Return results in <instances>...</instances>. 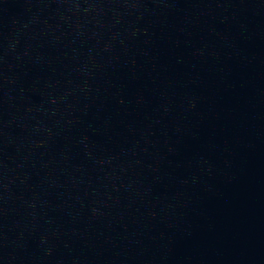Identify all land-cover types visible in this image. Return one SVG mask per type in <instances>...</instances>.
Here are the masks:
<instances>
[{"label":"water","instance_id":"obj_1","mask_svg":"<svg viewBox=\"0 0 264 264\" xmlns=\"http://www.w3.org/2000/svg\"><path fill=\"white\" fill-rule=\"evenodd\" d=\"M0 264H264V0H0Z\"/></svg>","mask_w":264,"mask_h":264}]
</instances>
